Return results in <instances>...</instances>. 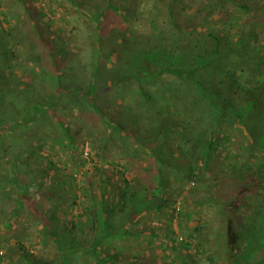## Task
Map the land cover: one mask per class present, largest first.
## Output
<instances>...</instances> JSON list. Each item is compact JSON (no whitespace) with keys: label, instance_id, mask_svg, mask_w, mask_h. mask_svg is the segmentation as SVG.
Wrapping results in <instances>:
<instances>
[{"label":"trees","instance_id":"16d2710c","mask_svg":"<svg viewBox=\"0 0 264 264\" xmlns=\"http://www.w3.org/2000/svg\"><path fill=\"white\" fill-rule=\"evenodd\" d=\"M33 3H36L37 8L42 5L40 0H33ZM86 12L81 11L92 22L95 37H98L97 42L99 41L100 44L99 35L107 13L117 14L124 23H131L134 33H137V25L141 23L145 15L147 16L149 32L145 37L138 40L136 36H132L133 42L129 43V40L123 42V52L128 57L125 60H119L117 67L121 64L125 66V73L128 69L129 73L125 75V78L121 76L118 80L110 82L107 80L111 77L109 75L104 79L105 71H102L101 58H97L89 67L82 59L77 60V65L69 67V71L74 73L78 67L81 68L73 74V77L63 80L59 72V57L50 52L48 45L41 38L42 46L28 48L24 45L27 41L24 39V25L29 26L33 35L39 39L37 23L30 4L28 5L24 0H0V89L3 88L5 91L1 94V101L3 104L8 103V107L13 101L21 103L25 111L22 117H11L13 128H24L32 125V121L36 124L38 118L34 123L35 112L30 113V111L45 110V107L50 111L51 104L57 98L70 99L63 105L56 102L65 109L70 107L72 99L79 98L74 100V106L82 102L100 115L101 109L96 104L97 96L105 93L107 87L109 90L116 87L122 94L118 99L121 104H126V107L134 110L137 108L139 111L141 102L148 104L146 107L142 106L143 109L139 115L142 120L153 118L156 129H159L160 124L167 123L163 129L159 130L162 135L160 137L171 136L178 132L183 134L180 139L182 145L175 143L178 151H183L181 155H184L186 145L189 146L191 143L203 152L204 159L189 160L190 162L175 159L173 164H168L169 161L162 159L158 154L157 148L161 141H153L145 149L149 152L148 158L152 157L153 164L141 162L144 159L138 148H134L129 153L122 146L123 144L126 147V142L120 143L125 154L120 157V162L112 164V167L106 165L103 160L97 161L91 157L93 168L87 170V174L90 171L98 173L99 184L96 188L99 190V202H95L92 198L95 190L91 188L86 189L83 195L80 193V196H75L73 207L81 206L84 213L81 211L79 214L72 215L70 226L64 227L67 234L60 240L50 229L42 228L40 237L46 238L50 235L59 246L60 254L57 261L61 264H75L76 257L80 254L81 259L84 257L86 261L89 260L88 264L124 263L121 252L115 256L110 254L112 239L116 236L131 237L135 239L136 247H139L137 244L139 237L130 233L128 229L137 224L138 219L147 215L144 214L145 208L140 212L141 203H144V198H140L141 195L145 193L146 196L151 193L149 197L151 199L157 193L156 189L162 190L165 185L161 173L155 170V166L158 169L160 166H166L168 170L176 172L180 181L196 187L192 188L191 192L214 188L216 194L209 199L205 198L208 205L227 206L232 204L237 195L242 197L249 193V198L251 197L248 202L250 204L249 227H247L248 222L246 225L244 222L237 223L236 220L227 218L224 213L222 231L219 234L224 240H228L227 236L230 237L233 231L237 246L248 237L252 240L248 247L255 245L253 238L257 236L256 243L264 251V204L258 205L259 198L264 195V0H121V2L107 0L102 9L97 8L94 12L91 10ZM64 48L66 58L73 57L77 53L76 47H70L66 39ZM36 49L39 52H36ZM28 51L31 53L30 58L24 54ZM41 52L44 56L46 54L43 57L47 59L46 71L52 76L50 81L54 82L53 86L50 85L52 88L44 87V89L57 94V97L52 95L49 101L43 102L40 99H43L44 89H39L38 84L41 65L38 66L33 61L34 57L41 56ZM109 53L115 56L112 51ZM245 56H249L250 60L243 62ZM117 67L114 70L110 68L109 71L114 72L118 69ZM34 80L38 81L35 83ZM213 81H218L220 84L218 91L206 90L208 84ZM15 82L22 83L21 87L15 86ZM127 84L135 85L136 91L140 90L145 100H141V94H139L140 99H137L130 90H122V86ZM22 89L26 93L25 97L15 100L17 95L20 97L18 90ZM29 90L32 96L27 95ZM249 93L252 95L247 96ZM127 96H132L134 103L132 106L128 101L125 102ZM30 100H35V103L32 104ZM20 111L18 110L17 113ZM100 117L103 122H107V118L102 114ZM169 124H174V128H170ZM176 124L179 125L178 129H175ZM108 126L111 131L110 138L120 135L125 137L123 138L125 141L133 139L131 135L119 134L118 130L123 127L121 123L109 121ZM234 133L240 135L247 143L246 146L239 147V153L234 154V162L236 164L241 162V168H237L235 163L226 159L227 168L220 172L226 175L228 181L211 185L210 175L215 165L213 157L222 147H225V157L231 156L232 149L228 145L233 142ZM70 140L71 146L73 141ZM84 150L83 146L82 151L85 155ZM258 151H260L259 157L253 161L251 157ZM242 152L246 154L245 161L241 160ZM88 156L90 153H87ZM1 162L4 163L3 160ZM30 163L29 160L26 164L15 160L9 163L8 167L2 166L4 171L0 168V189L2 190L0 194H4L6 198H12L13 202L10 203L11 216L0 224L1 233L10 232L16 217L20 216L28 204L32 203L30 205L36 207L43 199L54 197L53 194H46L47 197L43 196L41 199L42 196L31 194L32 191H36L34 186L39 187L42 184L35 185L31 180L33 173L28 172L31 166H25ZM53 165L55 168L56 165L54 163ZM82 175L86 174L82 173ZM215 179H218V176H215ZM247 179H250L249 182ZM153 180L155 183L152 182ZM166 182L168 184H166L165 192L169 189L170 180ZM120 184L122 186L119 191L118 205L109 204V190L116 192ZM7 186H11V189L9 190ZM219 196L222 199H219ZM177 202L175 200L173 210L169 214L171 217H177L174 214L177 211ZM205 202H200L199 207ZM255 206L259 213L250 220L251 210ZM152 208L157 212L164 209L162 204L152 205ZM118 210L131 221L130 225L127 222L126 227H123L125 229H122L123 232L111 221L113 211L118 212ZM201 232L202 228L196 224L193 233L187 235L185 242L182 243L183 248L192 247V244L195 247L193 235ZM173 234L174 238L170 241L162 239L163 248L175 249L177 241L183 242L184 238H179L178 233L175 235L174 231ZM168 242L173 244L170 246ZM40 243L46 242L41 239ZM18 244L20 246L16 247L17 242H15L13 248L19 249L25 263L37 264L35 255L31 252L34 248H27L21 242ZM131 245L133 246L134 243L132 242ZM161 246L158 248L160 249ZM104 254L106 256H103ZM138 258L141 259L139 254L135 256V263L142 264L138 262ZM233 264L245 263H240L236 259ZM255 264H264V253L263 259Z\"/></svg>","mask_w":264,"mask_h":264},{"label":"rangeland","instance_id":"374dc122","mask_svg":"<svg viewBox=\"0 0 264 264\" xmlns=\"http://www.w3.org/2000/svg\"><path fill=\"white\" fill-rule=\"evenodd\" d=\"M24 1L28 5L30 4L39 32L38 39L33 35L31 28L24 25V39L27 40L24 45H27L28 48L31 46H42L40 43L42 39L48 45L50 52L54 56L57 55L59 57V72L63 80L64 78L69 79L70 76L73 77V74L81 68L78 67L74 73H70L69 67H75L77 60L81 61L82 59L84 64L89 67L97 58H101L102 71H105L104 79L109 75L111 77L107 80H110V82L118 80L121 76V78H125V75L129 73L128 69L125 73V66L121 64L117 67L119 60H125L128 57L123 52V42L127 40H129V43L133 42L131 40L132 36H136L138 40H141L149 32L146 15L141 20V23L137 25V33H134L131 29V23H124L117 14L107 13L102 32L99 35L100 44L99 41L97 42L98 37H95L92 22L81 11L84 10L86 12L88 10L86 12L88 13L90 10L94 12L97 8L102 9L107 0H40L42 3L40 8L36 7V3H33V0ZM114 1L121 2V0ZM64 38L68 41L70 47H76L77 53L73 57L71 56L72 58H66L64 53ZM36 50V52H39L38 49ZM110 51L115 56L110 55ZM25 52L24 54H27L28 57L31 55L29 51L28 53ZM45 56L41 52V56L34 57L33 59L36 65H41L39 69L41 73L38 75L39 81L37 80L39 82V89H44V87H49L50 89L54 84L53 80L50 81V77L52 78L51 74L46 71L48 64L45 62L47 59L43 58ZM106 59L107 61H105ZM247 60H250L249 56H245L243 62ZM116 67L118 69L114 72L112 70L109 71L110 68L114 70ZM37 81L34 80L35 83ZM19 83L15 82V86H18V88L22 85V83ZM122 87V90H130L133 96L140 99V90L136 91L135 85L130 86L127 84ZM220 87L218 81H213L208 84L206 90L218 91L217 89ZM18 91H20V97L17 95L15 100H21L26 95L23 89ZM3 92H5L3 88L2 90L0 89V164L2 163L1 160L4 161L0 165V168L2 166L8 167L9 163H13L15 160L20 161L21 164H26V161L29 160L31 162L30 165L25 166H31L30 171H28L33 173L31 180L35 185L37 183L42 184L39 187L38 185L34 186L36 191H32L31 194L42 196L40 197L41 199L46 194H53L54 197L43 199L36 206L37 208L34 205H30L32 203L28 204L20 216L16 217L14 226L10 229V232H0V253H2L0 254V257H2L0 264H26L19 249L13 248L15 242H17L16 247L20 246L18 243L21 242L27 248H34L31 252L35 255L37 264H61V262L57 261L60 253L55 239L50 235L46 238H41L40 235L42 228L47 227L58 237V240L62 239L67 234L64 227L70 226V220L73 219L72 215L79 214L81 211L84 213L81 206L73 207V199L75 196H80V193L83 195L86 189L91 188L95 190L92 193V198L95 199V202H99V190L96 188L99 184L98 173L90 171L87 174V170L93 168V161L90 160L91 157L93 160H103L106 165L112 167V164H118L120 157L125 154L121 149L123 146L129 153L134 148H138L142 152L144 159L141 162L153 164L152 157L149 156L151 159L148 158L149 152L145 149L153 141H161L157 148L159 150L158 154H160L159 156L162 159L169 161L168 164H173L175 159L185 162H190L191 160L201 161L204 159L203 152L198 147L192 146L193 144L191 145V143H189V146L186 145L184 155H181L183 151L179 152L175 143L182 145L180 139L183 134L178 132L171 136L160 137L162 135H160L161 132L159 130L163 129V126H166L167 123L160 124L159 129H156L152 117V119L142 120L139 116L140 112L148 104L141 102L142 105L139 111L137 108L134 110L126 107V104H121L120 99H118L122 94L116 87L110 90L107 87L105 93H101L96 98V104L100 107L102 116L107 118L106 123L100 117L101 114L97 115L86 104L81 102L78 106H74V100H79V98L72 99L70 107L67 109L59 105L69 102L70 99L65 98L62 100L57 98L51 104L50 111L47 107H45V110L30 111V113L35 112L34 123H36V118H38L36 124H33L32 121V125L18 129L13 128L14 125L11 117H22L25 112L24 107L21 103L15 101L10 102V107H8V103L3 104L1 101V94ZM42 92L43 99H40L41 102L49 101L50 96L57 95L50 93L48 89H44ZM30 93L31 91L29 90L27 95L32 96ZM250 95L252 94L249 93L247 96ZM141 96V100H145L144 95L141 94ZM127 101L131 103L129 104L131 106L134 104L132 96H127L125 102ZM29 102L33 104L35 100H30ZM56 102H59V105ZM18 110L21 111L17 113ZM109 121L121 123L123 127H120L118 130L119 134L131 135L133 139L125 141L123 139L125 137L120 135L111 136L110 138ZM169 127L174 128V124H169ZM178 127L179 125L176 124L175 129H178ZM235 127L234 124L233 128L235 129ZM233 135V142L228 145L232 149L231 156L225 157V147H222L219 148V152L215 153L213 157L215 165L210 175L211 185L217 182L228 181L226 175L220 172L227 168L225 164H228V162L225 160L228 159L235 163L234 154L239 153L240 148L247 145L240 135L236 133ZM70 139L73 141L71 146ZM183 141L185 142V139ZM121 142H126V147ZM83 146L84 151H89L90 156L84 155L82 151ZM259 152L253 153L251 157L253 161L259 157ZM245 155L242 152V161L246 160ZM53 163L56 165L55 168ZM12 166L15 168L14 165ZM25 166L23 167L26 168ZM235 166L241 168V162L235 163ZM155 170L161 173V177L164 180L163 184L165 185L162 190L160 188L156 189L157 193L151 199L149 198L152 195L151 193L146 196L144 195L145 193L141 195L140 198H144V203H141L140 212L145 208L144 214L147 215L138 219V223L128 229L130 233L136 234L135 236L139 237V243H137L139 247H136L134 238H125L124 236L114 237L112 239L113 245L110 254L115 256L121 252L124 262L115 264H136L137 262L135 263L134 260L138 254L141 256V259L138 258V262L142 264H233L236 259L240 263L255 264L263 259L264 251L256 243L257 236L253 238V244L255 245L248 247L252 243V240L248 237L247 240H242L240 245L237 246L236 235L235 233L233 234V231H231L230 237L227 236L228 240H224L219 234L222 231L224 213L227 218L236 220L237 223L244 222L246 225L249 219L248 213L250 212V204L248 202H250L251 197L249 198V193L242 195V197L237 195L232 204L227 206L217 207L208 205L205 202V198L209 199L216 194L214 193V188H206V190L201 192H191L192 188L196 187L194 185H191V187L187 182L183 183L180 181L179 175L176 172L168 170L166 166H160L159 169L155 166ZM82 173L86 175H82ZM215 176H218V179L214 180ZM167 180H170L169 189H167V192L169 190L168 193L164 191L167 188ZM247 180L249 182L250 179ZM152 182L155 183L154 180ZM121 186L120 184L117 187L116 192H113L111 189L109 190V204H117ZM7 187L9 190L11 189V186ZM0 193H2L1 189ZM0 195V224H2L11 216L10 203L13 202L12 198H6L4 194ZM226 198L228 199V197ZM219 199H222V197L219 196ZM175 200L178 201L177 211L174 213L177 217H171L169 214L173 210L172 207ZM200 202H205V204L199 207ZM86 203L88 204V202ZM262 203L264 204V195L259 198L258 205ZM157 204H162V208L164 209L160 212L154 210L152 205ZM258 213L257 207H253L250 220ZM111 221L121 231L122 229L125 230L123 227H126L127 222H129V225L131 224L130 218H126L125 214H121L119 210L118 212L113 211ZM196 224L202 228V232L193 235L195 237V241H193L196 243L195 247L192 244V247L183 248L182 243L185 242V238L188 237L187 235L193 233ZM247 227H249V222ZM174 231L175 235L178 233L179 238H184L183 242L179 243L177 241L175 249L168 250V247L163 248L161 246L162 239L170 241L171 238H174ZM143 237L144 239L142 240ZM41 239L46 243H40ZM132 242L134 243L133 246L131 245ZM168 244L171 246L173 243L168 242ZM159 246H161L160 249L158 248ZM103 256L106 255L104 254ZM76 258L75 264L89 263V260L86 261L84 257V260L81 259L80 254Z\"/></svg>","mask_w":264,"mask_h":264},{"label":"built area","instance_id":"2783aa9c","mask_svg":"<svg viewBox=\"0 0 264 264\" xmlns=\"http://www.w3.org/2000/svg\"><path fill=\"white\" fill-rule=\"evenodd\" d=\"M85 152H86L85 155L87 156V153H88L87 150H86ZM181 239H182V238H181ZM0 254H2V253H0Z\"/></svg>","mask_w":264,"mask_h":264}]
</instances>
